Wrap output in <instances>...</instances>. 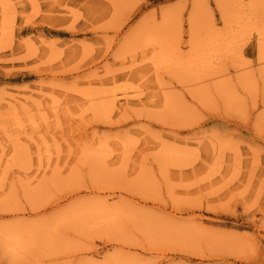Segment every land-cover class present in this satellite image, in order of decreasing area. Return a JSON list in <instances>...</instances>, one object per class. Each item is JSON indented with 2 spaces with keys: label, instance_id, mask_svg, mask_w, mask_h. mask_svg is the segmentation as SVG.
<instances>
[{
  "label": "rangeland",
  "instance_id": "1",
  "mask_svg": "<svg viewBox=\"0 0 264 264\" xmlns=\"http://www.w3.org/2000/svg\"><path fill=\"white\" fill-rule=\"evenodd\" d=\"M0 264H264V0H0Z\"/></svg>",
  "mask_w": 264,
  "mask_h": 264
},
{
  "label": "bare ground",
  "instance_id": "2",
  "mask_svg": "<svg viewBox=\"0 0 264 264\" xmlns=\"http://www.w3.org/2000/svg\"><path fill=\"white\" fill-rule=\"evenodd\" d=\"M227 41H228V40H227ZM168 50H169V49H168ZM168 50H167V51H168ZM221 50H222V49H221ZM165 52H166V48H165ZM165 52H163V53L165 54ZM167 53H168V52H167ZM171 53H172V52H171ZM170 55H171V54H170ZM168 58H170V57H168ZM165 61H166V60H165ZM189 61H190V60H189ZM160 62H161V61H160ZM184 82H185V81H184ZM129 87H130V86H129ZM199 91H200V90H199ZM97 98H98V97H97ZM194 98H195V97H194ZM205 99H206V98H205ZM211 99H212V98H211ZM233 107H234V106H233ZM237 109H238V108H237ZM56 111H57V110H56ZM55 114H56V113H55ZM181 120H182V119H181ZM29 140H30V139H29ZM113 153H114V152H113ZM4 154H5V153H4ZM70 154H71V153H70ZM10 157H11V156H10ZM70 157H71V156H70ZM9 159H11V158H9ZM68 159H70V158H68ZM14 160H15V159H14ZM15 161H16V160H15ZM67 161H68V160H67ZM7 162H8V161H7ZM57 163H58V162H57ZM9 166H10V165H9ZM145 166H146V165H145ZM11 167H12V165H11ZM56 167H57V166H56ZM56 167H55L54 169H58V168H56ZM59 168L61 169V167H59ZM63 168H64V167H63ZM63 168H62V170H63ZM72 169H73V168H72ZM77 169H78V168H77ZM70 172H71V171H70ZM80 172H81V171H80ZM69 174H70V173H69ZM69 174H68V175H69ZM140 174H141V173H140ZM74 175H75V174H74ZM78 175H79V174H78ZM138 175H139V174H138ZM75 176H76V175H75ZM65 177H66V176H65ZM67 177H68V176H67ZM78 177H79V176H78ZM81 177H82V176H81ZM137 177H138V176H137ZM144 177H145V176L143 175V178H142V179H144ZM145 178H146V177H145ZM102 179H103V178H102ZM139 179H140V178H139ZM139 179H138V180H139ZM142 179H140V180L142 181ZM64 180H65V179H64ZM144 181H145V180H144ZM67 182H68V181H67ZM139 183H140V182H139ZM142 183H143V182H142ZM63 184H64V183H63ZM140 185H141V184H140ZM149 185H150V184H149ZM53 186H54V185H53ZM38 187H40V185H39ZM39 190H41V189H39ZM101 210H104V212L106 211V210L103 209V208H102ZM98 213H99V216H100V214H103V212H100V211H98ZM102 216H103V215H102ZM50 231H51V230H50ZM25 232H26V230H25ZM28 232H29V230H28ZM33 232H34V231H33ZM3 233H4V232H3ZM22 233H23V231H22ZM33 235H35V234H33ZM45 235H46V233H45ZM48 235H49V232H48ZM48 235H47V236H48ZM29 237H30V236H29ZM29 237H28V238H29ZM30 238H31V237H30ZM31 239L38 240V239H36L34 236H33ZM49 239H50V238H49ZM35 240H33V241H35ZM26 241H27V240H26ZM31 242H32V241H31ZM27 243H28V242H27ZM29 243H30V242H29ZM29 243H28V244H29ZM30 244H32V243H30ZM30 244H29L30 247L28 246L27 249L34 247V246L31 247ZM33 244H34V242H33ZM30 250H31V249H29L28 251H30ZM26 251H27V250H26ZM28 251H27L26 253H30V252H28ZM24 252H25V251H24Z\"/></svg>",
  "mask_w": 264,
  "mask_h": 264
}]
</instances>
